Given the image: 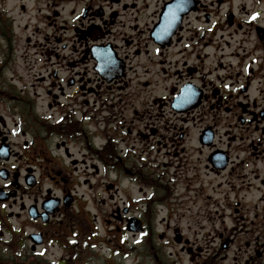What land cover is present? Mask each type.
Masks as SVG:
<instances>
[{
    "label": "flooded vegetation",
    "instance_id": "af4514ba",
    "mask_svg": "<svg viewBox=\"0 0 264 264\" xmlns=\"http://www.w3.org/2000/svg\"><path fill=\"white\" fill-rule=\"evenodd\" d=\"M47 1L31 89L11 60L28 6L0 0V264H120L126 179L144 216L184 212L166 223L172 239L157 234L155 264H264V0H83L70 28ZM128 15L124 50L108 26ZM94 46H107L108 76L118 66L121 78L100 77ZM136 59L174 81L136 83L143 97L126 122ZM194 211L216 220L212 254L183 235Z\"/></svg>",
    "mask_w": 264,
    "mask_h": 264
},
{
    "label": "rangeland",
    "instance_id": "374dc122",
    "mask_svg": "<svg viewBox=\"0 0 264 264\" xmlns=\"http://www.w3.org/2000/svg\"><path fill=\"white\" fill-rule=\"evenodd\" d=\"M9 2H14L17 1L18 5H20L21 0H7ZM24 1L27 6H28V15L24 16L21 18L18 24H21L22 29L23 25L28 23L30 25L29 30L23 32L22 37L23 41H21L20 47L18 51H15L17 57H12L11 60L13 61L12 67L17 70L18 74L20 76H23L25 80L28 81V84L31 85L32 89V84L33 81H35V78L40 75V71H42L38 64H37V59L39 58L38 53L41 51L40 48H34L38 43H37V35L32 36L33 32V27L39 26V28L43 29V17L40 18V12L42 11L43 15H45V8L47 6L48 1L47 0H22ZM54 0H51L53 2ZM57 5L62 6L64 10L62 11V21L60 22L63 24L67 22L68 28H70L73 24L76 23L75 19L73 18L72 11L74 10L75 14H80L82 11V8L85 4V1L83 0H55ZM233 1V5L235 8H237L238 5L245 3L246 0H230ZM153 1L150 0L149 3H152ZM251 3H248L249 7L251 6ZM128 6L132 7L133 6V0H129V2L126 3ZM139 8H142L144 6V0H139L137 3ZM95 8H98L95 7ZM263 11H264V5H263ZM154 6L150 9L148 14L150 15L153 12ZM106 10H108L106 8ZM110 12V11H109ZM39 17V19H38ZM264 17V16H263ZM133 18V16H132ZM132 20V19H131ZM130 16L128 15L127 18H122L120 21L117 20V24L115 27H109L110 31H112L113 35L117 38V42L120 46L123 47L125 50V44L124 41H131V37L134 35L133 28L131 29L130 26L132 25L130 22ZM39 22V25H38ZM86 23V21H84ZM144 22V21H143ZM140 23L141 25H144ZM148 22V20H147ZM80 25V23L78 24ZM134 26V25H133ZM84 29V28H82ZM85 30V29H84ZM127 34V35H126ZM27 37L32 38V46H28L27 43H25V39ZM72 37V31L68 29L67 34L65 35V38L70 39ZM137 41V38H135ZM115 40V39H114ZM140 61V59L135 60V66H134V72L131 73L129 76L130 79H127L128 81L131 80L134 82L132 84V88L130 89V92L132 94L135 93V98L136 101H126L129 105L128 111H126V122L129 120L133 119L132 115V108L131 103L136 104L139 106V100L142 99L143 96H140L139 92H137V87L135 84L139 81H144V79H148L150 81H153L154 84L164 86L166 84L172 83L174 80L171 79L167 82H165V78L161 77L159 78L156 76V72L159 74V70L156 68H150L151 73L146 74L144 67H137V63ZM142 64V62H141ZM156 69V70H155ZM85 71V69L83 70ZM136 72V73H135ZM158 81V82H157ZM152 83V85H153ZM31 94H32V90ZM37 92L41 93L42 90L37 89ZM132 157H135L136 161L139 160L138 156V150L134 152V155ZM124 180V177L120 178V181ZM138 188L136 184L130 182L129 180L126 179V201H129L132 204L133 207V212L135 213V216L137 218H140L141 220H146L144 223L147 225L148 230L150 229V239L149 242L151 244V248H148V250L145 249V246L141 244L142 241L145 239L146 234L142 235H133L132 233H126V256H130V258L126 259L125 264H154L155 263V242L157 241V234L162 232V231H167L165 229L166 223L169 222L171 228L177 224V221H179L182 217V214L184 213L183 211L179 212L178 214H166L164 212H161L159 214H156L155 212H152L150 215L143 216L145 213V208L143 209L142 205H139L135 203L136 200L139 201V193H138ZM45 190V189H44ZM144 212V213H143ZM198 212L194 211L191 214L187 215L184 217L181 221L180 224L182 226V230H184L183 235L191 240L195 241L196 243V252L198 253V249L202 248V253L203 255L208 252L209 254H212L213 249H209L208 242L211 238V230L212 226L216 223V220L213 219L211 216H205L207 212H203L204 216L197 215ZM207 219L206 222H204V219ZM167 219L166 222L163 224L161 223L162 220ZM203 220V222H201ZM209 224V225H208ZM201 225H204L206 228L202 229ZM127 226V223H126ZM208 226V227H207ZM191 228V229H190ZM170 239H172L173 232L172 231H167ZM151 240V241H150ZM154 241V242H153ZM163 250H166L167 252L169 251H175V249H168L164 248ZM135 255V257H134ZM183 257V256H180ZM121 257H116V260L120 259ZM185 261L187 258L184 256L183 257ZM122 262V259H121ZM94 264H103L101 262L94 263Z\"/></svg>",
    "mask_w": 264,
    "mask_h": 264
},
{
    "label": "water",
    "instance_id": "95a60500",
    "mask_svg": "<svg viewBox=\"0 0 264 264\" xmlns=\"http://www.w3.org/2000/svg\"><path fill=\"white\" fill-rule=\"evenodd\" d=\"M137 230H139V229H137Z\"/></svg>",
    "mask_w": 264,
    "mask_h": 264
}]
</instances>
